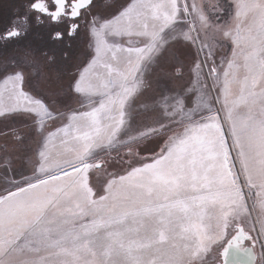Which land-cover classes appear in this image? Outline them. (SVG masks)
Instances as JSON below:
<instances>
[{
  "label": "snow or ice",
  "instance_id": "obj_1",
  "mask_svg": "<svg viewBox=\"0 0 264 264\" xmlns=\"http://www.w3.org/2000/svg\"><path fill=\"white\" fill-rule=\"evenodd\" d=\"M0 141V264H264V0H28Z\"/></svg>",
  "mask_w": 264,
  "mask_h": 264
},
{
  "label": "flooded vegetation",
  "instance_id": "obj_2",
  "mask_svg": "<svg viewBox=\"0 0 264 264\" xmlns=\"http://www.w3.org/2000/svg\"><path fill=\"white\" fill-rule=\"evenodd\" d=\"M113 4H119L122 0H111ZM28 0H0V20L7 21L8 19L14 17L16 14L22 12L27 5ZM100 5L104 4V0H98ZM41 31L42 28L37 26ZM72 48H71V55L72 60L71 62H65L57 60V65L65 67L67 65L75 64V62L79 59L81 55V48L84 45L83 37L80 40L72 41ZM76 59V61H74Z\"/></svg>",
  "mask_w": 264,
  "mask_h": 264
},
{
  "label": "rangeland",
  "instance_id": "obj_3",
  "mask_svg": "<svg viewBox=\"0 0 264 264\" xmlns=\"http://www.w3.org/2000/svg\"><path fill=\"white\" fill-rule=\"evenodd\" d=\"M81 51L82 52H81V55H80L79 59L77 61H76V59H74V61H76L75 64L79 63L80 60L84 59L87 56L88 49H87L86 43H84V45L82 46ZM73 65L74 64H71V65L68 66V68L66 70L67 71L66 73H64V72L60 73L59 69H57L56 67L55 68L58 71L55 70L54 67L46 69L45 70V72H46L45 81L43 83L37 82V86L40 87V88H51L52 90H58L60 87H63V88L66 89L67 84H68L69 79H70V76H71V73L75 70ZM58 67H60V66L58 65ZM153 80L155 82V77H153ZM166 86L167 87H173L175 85H172V84H167V85L161 84V88L166 87ZM66 102L69 103V104L72 103L71 97H67L66 98ZM17 166L19 168L22 165L18 164ZM103 180H104V175L101 174L99 176L98 180H97V183H102Z\"/></svg>",
  "mask_w": 264,
  "mask_h": 264
},
{
  "label": "trees",
  "instance_id": "obj_4",
  "mask_svg": "<svg viewBox=\"0 0 264 264\" xmlns=\"http://www.w3.org/2000/svg\"><path fill=\"white\" fill-rule=\"evenodd\" d=\"M68 66H69V65H67V66H65V67H62V65H61L60 67H58V65L55 64V65H53L52 67H54V68L56 67L57 69H59V72H60V73H62V72L66 73V72H67L66 70H67ZM56 68H55V70H57ZM57 71H58V70H57Z\"/></svg>",
  "mask_w": 264,
  "mask_h": 264
},
{
  "label": "crops",
  "instance_id": "obj_5",
  "mask_svg": "<svg viewBox=\"0 0 264 264\" xmlns=\"http://www.w3.org/2000/svg\"><path fill=\"white\" fill-rule=\"evenodd\" d=\"M0 142H2V141H0Z\"/></svg>",
  "mask_w": 264,
  "mask_h": 264
}]
</instances>
